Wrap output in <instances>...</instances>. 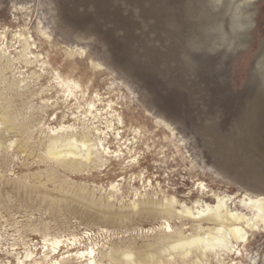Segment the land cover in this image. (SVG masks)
Instances as JSON below:
<instances>
[{
    "label": "rangeland",
    "instance_id": "1",
    "mask_svg": "<svg viewBox=\"0 0 264 264\" xmlns=\"http://www.w3.org/2000/svg\"><path fill=\"white\" fill-rule=\"evenodd\" d=\"M259 202L264 0H0V264H264Z\"/></svg>",
    "mask_w": 264,
    "mask_h": 264
},
{
    "label": "bare ground",
    "instance_id": "2",
    "mask_svg": "<svg viewBox=\"0 0 264 264\" xmlns=\"http://www.w3.org/2000/svg\"><path fill=\"white\" fill-rule=\"evenodd\" d=\"M109 127H111V125H109ZM102 133L103 132H101L100 134H102ZM68 136L69 137L66 140L67 143L55 146L51 150V154L55 155L56 157H61L63 155H65V156L68 155V156H72L73 158H75L77 160L78 159H83V157L85 158V160H87V159L93 160L94 159V157H92L94 151L85 141H83V140L82 141H78L76 137L74 138L75 135H73V134L68 135ZM117 138H123V136H120V134H119ZM83 147L86 148V151H85V149ZM223 201H224V199L220 198V201H218V204L216 205V208H212L210 205H207V212L210 215V213L212 211H215L214 214H211L209 216V218H211L210 220H213V222H215L216 224L222 225L221 227H218L216 229L218 230V232L220 231V233L224 234V235L223 236H210V237H206V238H198V237H196V239H193L190 242H187L188 244L192 245L195 242H200V243L201 242H208V243L209 242H217L218 243L217 245L225 246V247L228 248L229 247L228 243L231 242L230 241V237L236 238L238 240L242 239L244 237L241 234L240 227L239 226H233L234 224H241L243 217L241 215H238V214L236 215V214H228V213H226L227 208H225ZM245 207H249V205L247 204ZM251 207H253V208L256 207L257 210H261L264 213V202H259L258 204L254 203V205L251 204ZM195 218H197V217H195ZM207 218H208V216H207ZM220 222H222L224 224H220ZM209 235H210V233H209ZM225 237H227V240L225 239ZM55 242L56 243H60V240H56ZM213 244L216 245V243H213ZM184 245H185V241H184ZM86 252L87 251L80 252L79 256L80 257L86 256L87 255ZM88 253H92V252H88ZM93 261L94 260L91 261V264L93 263Z\"/></svg>",
    "mask_w": 264,
    "mask_h": 264
}]
</instances>
